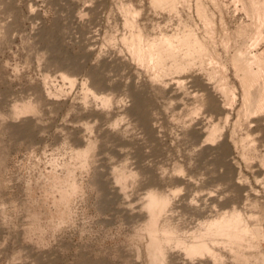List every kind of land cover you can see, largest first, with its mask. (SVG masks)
<instances>
[{
  "label": "rangeland",
  "instance_id": "obj_1",
  "mask_svg": "<svg viewBox=\"0 0 264 264\" xmlns=\"http://www.w3.org/2000/svg\"><path fill=\"white\" fill-rule=\"evenodd\" d=\"M249 1L0 0V264H264Z\"/></svg>",
  "mask_w": 264,
  "mask_h": 264
},
{
  "label": "bare ground",
  "instance_id": "obj_2",
  "mask_svg": "<svg viewBox=\"0 0 264 264\" xmlns=\"http://www.w3.org/2000/svg\"><path fill=\"white\" fill-rule=\"evenodd\" d=\"M249 1V0H248ZM252 1V0H251ZM249 1V2H251ZM264 1V0H263ZM262 1V2H263ZM261 1L259 2H254V9L252 7V10L254 11V16H255V19H256V29H255V34L254 35V38H250L253 42L251 46L248 45V47L242 49L240 48L237 49L239 50L236 55H235V64L236 66L238 67V69L240 70V72L242 73V83H243V87H244V96L246 99H248V101L246 100V102H252L251 100H253L254 102H252L253 104L251 105V112H254V114L256 112H258L260 110V112H262L264 110V61H262V56L263 53L261 54H253L251 52V49L254 48V47H257L259 45V43L264 40V33L262 31V29L264 28V3H260ZM251 4V3H250ZM253 6V4H252ZM246 9V8H245ZM261 19V20H260ZM247 28V27H246ZM241 32V31H240ZM243 32V31H242ZM245 33V31H244ZM242 34V33H240ZM252 35V36H253ZM251 36V37H252ZM241 37V36H240ZM249 39V40H250ZM198 42V41H197ZM249 41H247L248 43ZM167 43V42H166ZM247 43L245 46H247ZM198 44V43H197ZM199 44H201L199 42ZM261 45V44H260ZM203 46V45H202ZM150 47V46H148ZM199 47H201L199 45ZM198 47V48H199ZM140 49V47H139ZM202 49V48H201ZM205 49V48H204ZM256 49V48H255ZM203 50V49H202ZM236 50V51H237ZM254 50V49H253ZM200 51V49H199ZM196 54H197V51L195 50ZM194 52V53H195ZM205 52V51H204ZM254 52V51H253ZM140 53V52H139ZM144 53V52H143ZM148 53V52H147ZM201 53V52H200ZM199 53V54H200ZM141 54V53H140ZM203 54V53H202ZM155 55V54H154ZM145 56V55H144ZM143 56V57H144ZM156 56V55H155ZM153 56L152 58L154 59ZM159 55L156 56V58L158 57ZM211 56V54H210ZM264 56V55H263ZM208 57V55H207ZM150 58V57H149ZM140 59V57H139ZM217 67V66H216ZM216 67L213 68V70L215 69L216 70ZM219 70V69H218ZM238 71V70H237ZM220 72V71H219ZM216 73V72H215ZM240 76V75H239ZM223 79V78H222ZM221 79V80H222ZM223 81V80H222ZM220 81V83L222 82ZM224 82V81H223ZM222 85V84H221ZM225 84H223L222 86H224ZM220 88V87H219ZM223 91L224 93L228 92L227 90V86L226 88H221L220 91ZM243 90V89H242ZM221 91V92H222ZM230 91V90H229ZM229 93V92H228ZM231 93V92H230ZM226 95V94H225ZM228 97V96H226ZM230 97V95H229ZM227 100V99H226ZM230 101H232L231 99H229ZM229 101V103H230ZM248 110H250L248 108ZM250 113V112H249ZM259 113V112H258ZM257 114V113H256ZM252 115V113H251ZM154 197V196H153ZM157 200V199H156ZM160 201V200H159ZM162 201V200H161ZM160 201V202H161ZM157 202V205H160V203L158 201ZM159 203V204H158ZM155 205V201L152 202V205ZM162 204V202H161ZM156 208V206H155ZM153 209V208H152ZM158 209V207H157ZM149 210V209H148ZM150 211V210H149ZM152 211V210H151ZM150 211V212H151ZM155 211V210H154ZM154 213V212H152ZM161 213V212H160ZM239 215V214H238ZM154 216V215H153ZM232 217V216H231ZM226 218V217H224ZM233 218V217H232ZM229 220V219H228ZM216 223V222H215ZM220 223V222H219ZM222 224V223H221ZM218 225V224H217ZM225 225V224H224ZM223 226V225H222ZM224 228V226H223ZM222 229V227H221ZM236 229V228H235ZM237 230V229H236ZM154 235H152L151 237H153ZM238 236V235H237ZM240 237V236H239ZM152 240V239H151ZM148 246V245H147ZM207 247V246H206ZM193 250H195L193 248ZM158 254V253H157ZM163 255V254H162ZM150 259H151V264H158V262L160 263V261H158V257L155 255V254H150ZM150 261V260H149Z\"/></svg>",
  "mask_w": 264,
  "mask_h": 264
}]
</instances>
